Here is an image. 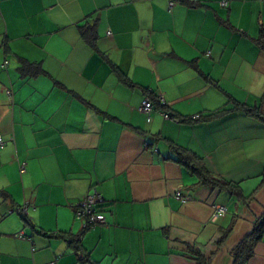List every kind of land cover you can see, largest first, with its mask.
<instances>
[{"label": "crops", "instance_id": "1", "mask_svg": "<svg viewBox=\"0 0 264 264\" xmlns=\"http://www.w3.org/2000/svg\"><path fill=\"white\" fill-rule=\"evenodd\" d=\"M149 96L178 118L228 112L180 123L150 100L147 123ZM263 96L264 0H0V264H197L188 248L233 264L264 214V123L230 100ZM169 143L241 197L197 185ZM93 190L105 223L84 231ZM246 264H264V233Z\"/></svg>", "mask_w": 264, "mask_h": 264}, {"label": "trees", "instance_id": "2", "mask_svg": "<svg viewBox=\"0 0 264 264\" xmlns=\"http://www.w3.org/2000/svg\"><path fill=\"white\" fill-rule=\"evenodd\" d=\"M80 36L84 41H86L90 45H93L94 40L96 38V30L94 26L81 27ZM111 68H112L113 73L116 75V78L122 84H125L130 87L132 86V84L126 78V76L123 75L116 67L112 65ZM21 70L26 73L29 72L30 70H32L33 72L34 70H36V72L34 73L35 74L39 73V70L37 71V69L32 68V66L26 63H23ZM147 99L153 101V103L157 105L156 109H160V111L168 112L167 110H165L164 106L159 103L158 100L153 99V97L151 96H149ZM263 99H264V96L262 98V101ZM230 101L234 105L233 109H231L232 111L242 112L244 115L249 116L251 118H254L264 123V110L261 108V106L250 107L247 105L240 104L233 100H230ZM226 112L228 111H225V110L218 111V112L216 111L207 116L198 115L193 118H178L170 114L169 112L168 113L171 115L173 119L178 120V122L180 123H190V124L192 123L193 124V123H200V122H205V121L218 118L221 115L225 114ZM168 147L171 153L173 154L174 162L177 163L180 167L188 170L196 178L197 185L208 187L210 189H219L222 191H226L229 193L230 196H234L237 198L241 197L240 191L237 186H233L232 184L210 174L205 168L204 164L202 163V160L198 156H196L194 153L182 147H179L175 144H172V143H169ZM5 197L7 198L6 193L3 191H0V198H5ZM100 209L102 210V214H103L104 204L103 206H101ZM10 210L12 212H17L20 215L21 213H23L21 208L12 207L9 209V211ZM89 229L91 228H87L84 231L89 230ZM228 232L229 231L225 232L221 236L220 243L225 239ZM263 233H264V214L255 219L251 232L247 236H245L237 244V246L231 251V256L233 258V264H246L247 263V261L253 256L254 247L261 240ZM188 251L193 257V259L197 262V264H209V261H206L202 256L199 255L198 252H193L192 249H189V248H188Z\"/></svg>", "mask_w": 264, "mask_h": 264}, {"label": "built area", "instance_id": "3", "mask_svg": "<svg viewBox=\"0 0 264 264\" xmlns=\"http://www.w3.org/2000/svg\"><path fill=\"white\" fill-rule=\"evenodd\" d=\"M225 6V3L221 4ZM169 8L173 6L172 2L168 4ZM7 65V62L4 63ZM7 95L10 96V93L7 92ZM160 104H164L163 98H158ZM154 110V105L149 99H144L138 108V111L145 115V120L147 123L151 120V113ZM159 114L165 120H173L171 115L168 112L160 111ZM1 141V140H0ZM147 146V145H146ZM21 173H24V168H21ZM174 197L182 202L188 201L189 197L183 195L180 191H176L174 193ZM104 201L102 197L93 190L91 193L87 194L75 207L74 216L77 220L81 221L82 229L85 230L87 228H94L96 226L102 225L105 223V217L102 214V210L100 209L103 206ZM212 219L215 220L219 217H223L226 213V208L220 205H214L212 207ZM26 206L22 208V212L25 213ZM9 213H13L11 210ZM48 264H54L53 262Z\"/></svg>", "mask_w": 264, "mask_h": 264}, {"label": "rangeland", "instance_id": "4", "mask_svg": "<svg viewBox=\"0 0 264 264\" xmlns=\"http://www.w3.org/2000/svg\"><path fill=\"white\" fill-rule=\"evenodd\" d=\"M14 214H16V213H14Z\"/></svg>", "mask_w": 264, "mask_h": 264}]
</instances>
